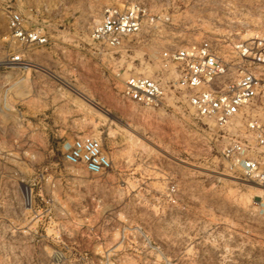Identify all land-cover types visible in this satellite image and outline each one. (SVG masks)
<instances>
[{"label": "rangeland", "instance_id": "374dc122", "mask_svg": "<svg viewBox=\"0 0 264 264\" xmlns=\"http://www.w3.org/2000/svg\"><path fill=\"white\" fill-rule=\"evenodd\" d=\"M128 4L169 21L120 51L99 48L91 31L103 10ZM12 10L49 44L12 41ZM255 35L264 0H0V264H264V192L221 160L229 134L185 106L128 103L113 78L172 83L161 54L202 40L232 66L231 45ZM12 54L45 72L9 66ZM16 80L27 97L19 88L13 100ZM15 105L25 120L6 110ZM253 113L264 123V96ZM83 135L101 143L110 171L63 162V144Z\"/></svg>", "mask_w": 264, "mask_h": 264}, {"label": "built area", "instance_id": "2783aa9c", "mask_svg": "<svg viewBox=\"0 0 264 264\" xmlns=\"http://www.w3.org/2000/svg\"><path fill=\"white\" fill-rule=\"evenodd\" d=\"M168 21L162 16H149L138 4L107 7L93 27L91 39L99 48L117 52L129 38L147 26L155 29L156 25ZM7 30L8 37L25 48L49 44L44 29L28 26L19 10L7 12ZM219 46L218 42L202 40L164 51L161 69L166 72L174 67L177 79L172 83L121 71L115 72L113 78L120 84L121 96L128 103L148 110L185 106L198 119L211 122L218 131L229 134L221 149V160L244 181L264 192V123L253 113L256 100L264 96V35L232 44L231 54L235 61L232 66ZM21 57V54H12L7 63L27 73L32 68L25 69L30 63ZM231 69L233 77L223 81ZM5 105L3 103V109ZM16 108L12 106L6 110L13 109L18 119H24ZM61 156L66 164L90 174L101 175L112 169L101 143L90 136H77L64 143ZM24 189L27 192L28 188ZM25 200L29 203L26 195ZM124 234L123 230V238Z\"/></svg>", "mask_w": 264, "mask_h": 264}, {"label": "crops", "instance_id": "0c3cea01", "mask_svg": "<svg viewBox=\"0 0 264 264\" xmlns=\"http://www.w3.org/2000/svg\"><path fill=\"white\" fill-rule=\"evenodd\" d=\"M30 68H35V69H38V70H41V71H44L45 72V70H42L40 67H38V66H34V65H32V64H30ZM30 68H25V69H27V70H29ZM23 83V80H16V81H14V82H12L11 84H10V90H11V94L13 95V100L15 99V100H17V96H18V93H17V90L20 88V89H24V94H25V96L27 97V93H28V91H27V88H21V86H20V84H22ZM20 94H21V92H20ZM19 94V95H20ZM19 100H21V98L19 99ZM22 101V100H21ZM17 102L18 101H16V103L15 104H17ZM15 106H17V105H15Z\"/></svg>", "mask_w": 264, "mask_h": 264}, {"label": "bare ground", "instance_id": "6f19581e", "mask_svg": "<svg viewBox=\"0 0 264 264\" xmlns=\"http://www.w3.org/2000/svg\"><path fill=\"white\" fill-rule=\"evenodd\" d=\"M8 65H11V64H8ZM24 67L25 68H30V64H26ZM85 101L88 102L89 104L93 105L90 101H88L86 99H85Z\"/></svg>", "mask_w": 264, "mask_h": 264}]
</instances>
